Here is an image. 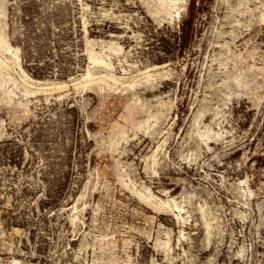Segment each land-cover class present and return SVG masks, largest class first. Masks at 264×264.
Returning <instances> with one entry per match:
<instances>
[{
  "label": "rangeland",
  "instance_id": "obj_1",
  "mask_svg": "<svg viewBox=\"0 0 264 264\" xmlns=\"http://www.w3.org/2000/svg\"><path fill=\"white\" fill-rule=\"evenodd\" d=\"M0 0V264H264V0Z\"/></svg>",
  "mask_w": 264,
  "mask_h": 264
},
{
  "label": "trees",
  "instance_id": "obj_2",
  "mask_svg": "<svg viewBox=\"0 0 264 264\" xmlns=\"http://www.w3.org/2000/svg\"><path fill=\"white\" fill-rule=\"evenodd\" d=\"M194 5H195L194 2L191 0L189 1L188 5H187L186 16H185L184 20H182V22H181V30L184 33H187V30H189L190 23H191L192 18L195 14Z\"/></svg>",
  "mask_w": 264,
  "mask_h": 264
}]
</instances>
